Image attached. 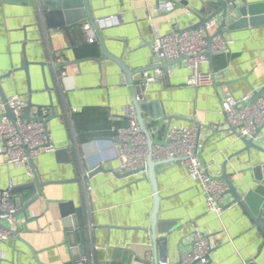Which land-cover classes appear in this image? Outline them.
<instances>
[{
    "label": "crops",
    "instance_id": "0c3cea01",
    "mask_svg": "<svg viewBox=\"0 0 264 264\" xmlns=\"http://www.w3.org/2000/svg\"><path fill=\"white\" fill-rule=\"evenodd\" d=\"M88 1L108 52L133 71L136 83L142 69L169 63L151 51L158 34L190 27L200 21L198 14L208 16L219 7L218 0H168V10L163 11L156 10L163 0ZM69 2L72 23L61 28L41 19L34 1L0 0V75L22 67L26 56L31 62L48 63L44 72L40 65L30 66L32 101L48 104L46 88L52 89L56 111L63 114L52 118L48 126L55 147L67 148L70 161H64L56 150L41 153L35 161L44 181L72 179L98 166L116 171L120 162L112 126L128 124L124 109L133 104L122 67L109 57L101 64L93 59L104 53L99 41L88 40L85 6L78 0ZM251 11L256 14L252 16L255 24L230 27L246 14L250 17ZM229 13L223 35L230 41L227 51L201 66L214 73L212 84L188 85L191 69L187 59H180L170 65L174 69L171 79L150 83L144 97L153 103L157 115H167L162 133L170 122L198 125V137L204 141L200 148L203 166L212 174L228 173L238 191L248 194L258 185V178L264 177V125L249 136L258 147L245 150V142L231 131L222 112V100L228 91L239 98L264 86V0H240ZM216 19L220 24L221 16ZM78 59L86 60L73 62ZM1 80L8 97L18 93L29 99L24 70ZM74 107L80 110L74 112ZM150 130L157 139L159 127L151 125ZM113 170L94 173L86 183L45 185L44 193L25 213L20 212L16 223L5 221L11 236L0 244V264H78L83 257L88 259L83 264H155L156 255L175 263L182 252L192 249L195 227L210 236L215 264H264L260 227L234 202L232 193L223 201L224 206L232 204L230 208L220 215L210 212L200 182L188 175L182 161L156 167L160 198L155 236L151 228L155 193L146 171L122 176ZM11 179L26 196L40 189L24 165L8 164L1 156L0 189L7 188ZM66 202L76 208L72 215L62 213L61 204Z\"/></svg>",
    "mask_w": 264,
    "mask_h": 264
},
{
    "label": "built area",
    "instance_id": "2783aa9c",
    "mask_svg": "<svg viewBox=\"0 0 264 264\" xmlns=\"http://www.w3.org/2000/svg\"><path fill=\"white\" fill-rule=\"evenodd\" d=\"M168 6V0H163L156 10H168ZM187 13L190 14L192 11ZM217 27L218 21L215 18L197 28L185 30L174 28L172 31L160 33L151 44V51L162 62H173L183 55L188 56L187 62L191 73L187 84L191 86L210 85L214 82V73L205 72L201 68L203 63L209 61L206 51L207 38L209 35H214L210 45L214 55L227 51L230 43L223 35L215 34ZM84 29L89 42L98 41L89 21H86ZM57 61L61 62L62 59L58 58ZM141 73L137 88L144 91L150 83L169 81L174 75V69L158 64L142 69ZM253 94L246 93L238 98L228 91L222 100V112L231 131L239 137L253 136L264 125V93L251 101ZM8 103L16 116V123L14 124L5 114L0 116V158L2 156L4 162L8 164L24 165L28 174L33 175L29 159L35 161L41 153L53 152L57 149L53 143V133L43 122L29 121L22 117L27 104L24 96L16 93L9 97ZM0 109L1 112H5L1 99ZM79 110L78 107L73 108L74 112ZM124 115L127 118V125L112 126V130L116 132L114 141L118 147L117 159L120 162L116 169L118 173L124 174V172L141 168L146 164L148 154H151L154 161L178 157L187 167L188 175L200 182L205 193L206 206L210 212L220 215L231 207L232 204L227 206L223 204L229 189L227 181L220 174L210 173L208 168L202 164V156L199 153L204 141L202 142L198 137V125L185 126L170 122L162 133L163 124H161L157 139L165 134L167 143H159L150 147L148 137L139 123L135 105L132 103L126 105ZM89 171L85 173L88 175ZM15 187V182L11 179L7 188L0 189V219L4 223L5 221L10 223L18 221L16 213L22 207L23 200L12 193ZM90 188H92L91 185L88 189ZM193 235L192 249L182 252L179 261L171 263L168 259H163L159 261V264H215L210 255L212 250L210 236L199 227H195ZM10 236V228L0 226V244L8 240ZM87 261L88 259L83 257L79 258L77 263L83 264Z\"/></svg>",
    "mask_w": 264,
    "mask_h": 264
},
{
    "label": "water",
    "instance_id": "95a60500",
    "mask_svg": "<svg viewBox=\"0 0 264 264\" xmlns=\"http://www.w3.org/2000/svg\"><path fill=\"white\" fill-rule=\"evenodd\" d=\"M31 1H34L38 5L40 9V13H41V19L46 21L49 26L62 28L63 26H66L67 23H72L70 21L71 19L68 18V14H69L68 8L70 6V2H69L70 0H4L5 3H12V4L14 3L29 4V2ZM78 1L79 3L81 2L80 0ZM239 1L240 0H218L217 2L219 4V7L215 11L209 13L208 16H203L201 14H198L200 15L199 22L191 25L190 27L180 29V30L204 26L209 20L215 19L221 16L222 20L220 24L218 22V27H217L215 34L225 35L224 28L228 26L229 18L231 16L229 13V10L231 11L235 10L238 7ZM82 2L80 3V5H82V7L85 6V10H86L83 18L85 19V17H87L89 19V22L91 23V26L94 29L96 36L98 37V41L101 44L102 53H104L102 57H99V58L95 57L93 59L98 60V62H100L101 64L105 57H109L113 59L120 67H122L123 71H125V74L127 76L129 87L131 88V92L133 96V105H135L139 123L141 124L143 130L145 131L148 137L150 147H152L155 144H159V143H162V144L167 143L165 134L159 139H154L152 137V133L150 130L151 125H156L157 128L159 127L160 129L161 127L159 125L163 123L162 121L164 118H168L167 115L166 114L164 115L161 112H158V115L155 113L153 109L154 107L153 103L148 102L147 99H145L144 97V91L137 88V83L135 82L133 78V71L127 68V66L124 64L122 59H119L108 52L105 41H104V37L101 35V30L97 24L96 19L93 17L90 1L83 0ZM249 14H251L250 17L247 16L246 14V16H244L240 20H237L236 23L230 27L236 28V27H244V25H248V24H255L256 23L255 17H252V16L256 14H254L252 11L249 12ZM213 38H214V35H209L207 38L208 47L206 51H207L210 61H212L214 57V53L210 49V45H211V42L213 41ZM90 58H86V59H90ZM187 58L188 56L183 55L180 58L174 60L173 62H169L168 64H166V66H170L174 64V62L177 60L187 59ZM86 59H78L73 62L80 63L82 60H86ZM33 64L40 65L42 68V72H44V66L48 65V63L46 62H34V61L31 62L28 56H26L24 65L22 67L16 68L13 71L6 73V75H0V97H1L2 102L4 103V109H5V112H0V116L5 114L12 120L14 124L16 123V116L13 110L9 106V103H8L9 97L7 93L4 92L3 90L1 79L2 77H9L12 75L13 72H16L22 69L25 71V73H27L28 80H29V91H30L29 99L27 100V104L24 108L25 111L22 117L29 121H35V120L41 121L45 124V126H47V128H49L48 123L52 120V118H55V117L61 118L63 114L57 113L56 111V108L53 102V93H52L53 90L52 89L46 88V90H48L49 92V103L48 104L33 103L32 90H31V85H30V80H31L30 66ZM51 64H53L54 66L56 65L54 62H51ZM55 72H57L56 67H55ZM58 76H59V72H57V77ZM263 93H264V86L260 90H255L254 94L252 95L251 101H254L258 96L262 95ZM34 107L37 109L34 110ZM46 109H50L51 112L50 113L45 112ZM144 113H147L148 115H145ZM239 138H241L245 142L246 144L245 150H247L249 147H258V145L254 141V137L240 136ZM55 152L58 156L64 157L63 158L64 161L65 160L67 162L70 161L68 157L67 148H59V149H56ZM199 155L201 156V152L199 153ZM146 158H147L146 164L143 165L141 168L124 172V174H120L113 169H107V170H113L115 173L120 174L122 176L146 171L147 176L149 177V179L151 180L153 184L154 193H155L154 207H153L154 213H153V220H152V225H151L152 226L151 228L153 229L154 236H155V230H156L155 225L157 223L158 204H159V198H160V194L158 193L156 167L160 165L161 163L173 162V161H177L180 159L177 157V158H168V159H162L159 161H154L151 154H148ZM29 161L32 167L34 179L36 180L35 185L36 186L38 185L40 189L37 192L34 191V194H32L30 197L26 196L20 190L18 192L17 186L12 190V193L15 194L16 197L20 196L23 200L22 207L16 213L17 216L20 214V212L25 213L28 206L32 204L33 202L37 201L40 195L44 193L43 187L45 185L54 183L55 181L72 182L73 180H76V181L79 180V181H83L86 183V181L94 173H97L99 171H107L103 166H98L92 169L91 171H89L88 175L85 172H83L81 176L73 177L72 179H68V180L44 181L43 179H41V175L39 173L36 161H34L33 159H29ZM262 168L264 169V166ZM222 177L227 181L228 186H229L227 193L233 194L234 202L239 203L242 206V208L246 210L247 214L250 215V217L255 222V224L258 225L260 229L262 230V232L264 233V177L261 176L258 178L257 180L258 185L254 189H251V191H249L248 194H243L242 192L238 191L235 184L232 182V180H230V175L228 173L224 172ZM61 205H62V213L64 216H69L76 212V208L73 206V203L66 202V203H62ZM0 226H6L7 228H9L3 221H1V219H0ZM154 243L155 244L157 243V239L155 237H154ZM84 252L85 251L83 249V253ZM163 259H166V258L162 257L159 259V257L156 255L155 264H159V261H162ZM251 264H254V263H251Z\"/></svg>",
    "mask_w": 264,
    "mask_h": 264
},
{
    "label": "trees",
    "instance_id": "16d2710c",
    "mask_svg": "<svg viewBox=\"0 0 264 264\" xmlns=\"http://www.w3.org/2000/svg\"><path fill=\"white\" fill-rule=\"evenodd\" d=\"M91 53H93V54H94V53H95V50L93 49V51H91Z\"/></svg>",
    "mask_w": 264,
    "mask_h": 264
}]
</instances>
